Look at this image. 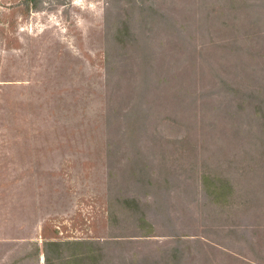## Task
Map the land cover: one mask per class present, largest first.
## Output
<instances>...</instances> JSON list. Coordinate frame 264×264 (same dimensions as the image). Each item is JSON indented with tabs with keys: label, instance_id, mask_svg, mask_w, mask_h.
Returning <instances> with one entry per match:
<instances>
[{
	"label": "rangeland",
	"instance_id": "rangeland-1",
	"mask_svg": "<svg viewBox=\"0 0 264 264\" xmlns=\"http://www.w3.org/2000/svg\"><path fill=\"white\" fill-rule=\"evenodd\" d=\"M0 264H264V0H0Z\"/></svg>",
	"mask_w": 264,
	"mask_h": 264
}]
</instances>
